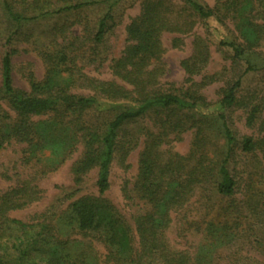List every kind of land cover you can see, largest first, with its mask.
<instances>
[{
    "label": "trees",
    "instance_id": "trees-1",
    "mask_svg": "<svg viewBox=\"0 0 264 264\" xmlns=\"http://www.w3.org/2000/svg\"><path fill=\"white\" fill-rule=\"evenodd\" d=\"M184 1L199 19L216 17L212 9L197 0ZM257 1H260L261 6L249 11L242 7L246 0H234L236 4H230L238 20L236 29L243 44L221 42L222 46L231 50L234 59L244 63V74L258 69L248 53L264 38V0ZM2 5L4 17L13 28L5 43H9L19 33L24 23L47 15L36 0L27 9V12L30 9L34 13L37 11L36 15L32 13L35 16H25L15 10L8 0H3ZM82 7L81 4L65 6L57 11ZM177 13L171 4L163 0H146L140 14L126 26V45L111 66L118 81L88 80L85 85L92 91L89 97L71 93L75 71L68 70L69 80L63 86L60 85L55 76L51 75L56 67L48 70L42 82L33 78L29 92L15 88L12 76L14 52H6L0 63V90L16 118L11 123L7 122L8 114L0 108V150L12 141L26 143L28 148H34L33 152L36 148H49L52 162L58 164L65 160L80 141H88L89 144L94 142L98 152L86 157L81 165L84 169L98 167L97 188L99 194L103 195L110 187V168L115 158L119 156L124 163L131 149V146L126 148L123 145L120 130L153 111L158 119L157 131L147 130L144 134L132 188L136 197L149 207L144 213L132 217L137 246L132 245L130 228L122 216L102 197L82 196L74 201L68 213L69 222L81 232L99 233L110 248L107 259L117 264H264V258L249 259L246 262L238 256L240 244H244V240L253 237L258 241V235L262 233L264 200L248 197L245 202L239 201L237 195L241 183L229 167L236 148L245 154L258 150L264 161V138L241 136L238 139L224 115L220 114L216 119L209 118L206 127L218 124L225 143L221 160L208 161L207 156L200 151L204 142L202 115L186 112L195 107L201 98L188 90L173 93L156 87L164 72L161 67L163 48L160 34L163 31L186 33L191 30L186 17ZM110 19L107 12L98 21L94 36L97 43L102 41ZM59 59L65 62L66 56L61 54ZM184 68L188 73L194 71L187 63ZM240 85L241 78H238L224 91L219 102L222 108L241 105L242 101L236 95ZM120 101L128 104L115 111L112 119L100 124L98 134L91 136L88 133L90 126L86 121L87 113L90 110L102 112L117 109L118 105L114 102ZM43 116H47L46 119L34 120ZM253 118L251 114L248 122H252ZM72 128H75L74 132ZM192 128H196V133L188 154H165L161 150L170 135L178 137ZM198 189L210 190L216 200L207 199L211 201L210 206L207 203L205 206L206 217L210 219L204 221L203 242L192 255L187 250L174 248L167 237V231L173 222L172 213L182 210ZM33 196L35 193L28 189H12L0 196V264H77L69 263V258L58 250V245L63 243L54 236L51 226L45 221L24 223L8 218V212L33 201ZM248 219H252L251 224L244 222ZM46 246L51 249H44ZM227 251L231 257L222 256ZM41 253L48 254V258L41 257ZM79 264L94 263L83 260Z\"/></svg>",
    "mask_w": 264,
    "mask_h": 264
},
{
    "label": "rangeland",
    "instance_id": "rangeland-1",
    "mask_svg": "<svg viewBox=\"0 0 264 264\" xmlns=\"http://www.w3.org/2000/svg\"><path fill=\"white\" fill-rule=\"evenodd\" d=\"M8 1L15 10L25 16L37 14V11L34 13L31 9L27 12L28 5L34 0ZM36 1L47 15L24 23L19 33L14 35L9 43H5L13 28L4 17L3 0H0V63L6 52H14L12 76L15 88L29 92L33 78L37 82H42L48 70L55 67L56 71H51L53 74H50L54 75L55 80L62 86L69 80L68 70L75 71L76 76L73 78L70 91L78 96L89 97L92 94L85 85L88 80L118 81L111 66L114 59L120 57L126 45V26L140 14L142 4L146 0ZM163 1L171 4L175 13L180 12L186 17L191 30L186 33L163 31L160 34L163 48L161 67L164 72L158 79L156 87L164 92L173 93L188 90L201 98L195 107L186 111L202 115L204 142L200 151L207 156L208 161L221 160L225 142L221 137L220 128L216 123L208 127L205 124L209 118L216 119L220 114L226 117L230 129L235 132L238 139L241 136L264 138V38L248 53L258 69L244 74L246 67L244 63L234 59L231 50L221 45L223 41L243 44L236 29L238 20L231 10L233 7H229L230 4L232 6L236 4L234 0H197L216 13L215 18L206 20L199 19L184 0ZM79 4L83 5L80 9L57 11L65 6ZM260 6V1L257 0H246L242 5L247 11ZM107 12L111 19L108 21V28L102 41L97 43L94 40L97 24ZM61 54L66 56L65 62L60 61ZM185 63L194 68L193 73L185 70ZM238 78H241V85L236 95L242 101L241 105L222 108L219 102L224 91ZM114 103L118 105L117 109L102 112L90 110L87 113L86 121L88 127L90 126L88 133L91 136L98 134L100 124L112 119L115 111L128 104L125 101ZM0 108L8 114L6 121L13 122L16 118L15 112L7 103L2 90ZM251 114L254 118L252 122H248ZM46 117H36L34 120ZM157 120V115L150 111L120 130L123 145L126 148L131 146V149L124 163L119 156L115 158L110 168V187L103 195L99 194L97 188L98 167L84 169L85 167L81 165L86 157L98 152V146L94 142L89 144L88 141H80L65 160L58 164L52 162L49 148L41 150L36 148L33 152L34 148H28L26 143L12 141L4 145L0 150V196L12 189H28L35 193L33 201L8 212V218L24 223L45 221L51 226L54 236L62 241L63 244L58 245V250L69 258V263L79 264L85 260L93 261L94 264H117L116 261L107 259L110 248L104 243L102 236L93 231L81 232L69 222L68 213L71 204L82 196L102 197L122 216L130 228L132 245L137 246L132 217L144 213L149 207L136 197L132 188L137 174L139 153L143 148L144 134L147 130L157 131ZM195 133L196 128H192L182 132L178 137L170 135L161 150L165 154L170 152L186 155L192 147ZM229 167L241 183V190L237 195L239 201L245 202L248 197L264 200V161L258 150L245 154L236 148ZM209 198L216 200L210 190L198 189L182 210L172 213L173 222L167 231V237L174 248L187 250L193 255L196 247L203 242L204 221L210 219L209 216L206 217L205 207L206 203L211 205ZM261 220L264 221V216ZM244 222L251 224L252 219ZM258 227L260 228V225ZM261 232L258 241L248 236L247 242L244 240V244H240L238 256H241L243 261L264 258V223ZM44 249L51 248L46 246ZM41 255L48 258L46 253ZM222 256L230 255L227 251L223 252Z\"/></svg>",
    "mask_w": 264,
    "mask_h": 264
}]
</instances>
